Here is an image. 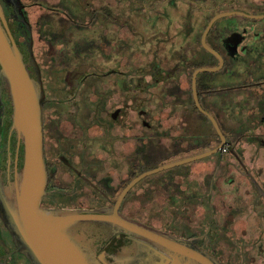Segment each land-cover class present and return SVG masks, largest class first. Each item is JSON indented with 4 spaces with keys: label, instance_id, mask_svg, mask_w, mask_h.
<instances>
[{
    "label": "flooded vegetation",
    "instance_id": "af4514ba",
    "mask_svg": "<svg viewBox=\"0 0 264 264\" xmlns=\"http://www.w3.org/2000/svg\"><path fill=\"white\" fill-rule=\"evenodd\" d=\"M0 5L42 92V207L116 208L223 264H264V0ZM12 116L0 72V181L13 192L24 143ZM83 229L96 256L143 239L102 222ZM16 247L0 215V264H31Z\"/></svg>",
    "mask_w": 264,
    "mask_h": 264
},
{
    "label": "water",
    "instance_id": "95a60500",
    "mask_svg": "<svg viewBox=\"0 0 264 264\" xmlns=\"http://www.w3.org/2000/svg\"><path fill=\"white\" fill-rule=\"evenodd\" d=\"M0 72L13 104L12 122L24 143V159L14 191L0 181V215L20 250L31 264H223L189 241L127 218L115 209H78L55 212L40 205L45 193L46 164L43 149V98L21 51L10 35L0 5ZM195 74H193V85ZM219 130L214 118L202 110ZM1 128V121H0ZM224 139L223 136H221ZM216 150L165 164L159 168L204 156ZM150 172V171H149ZM144 174V173H143ZM142 176V175H141ZM140 176V177H141ZM139 178V177H138ZM104 223L154 243L133 239L119 249L112 240L96 256L89 246L84 225ZM81 224V231L77 225ZM160 247V249H159Z\"/></svg>",
    "mask_w": 264,
    "mask_h": 264
},
{
    "label": "rangeland",
    "instance_id": "374dc122",
    "mask_svg": "<svg viewBox=\"0 0 264 264\" xmlns=\"http://www.w3.org/2000/svg\"><path fill=\"white\" fill-rule=\"evenodd\" d=\"M169 172V173H168ZM173 167L172 168H168V169H165V170H162L160 171V179H163L165 177H169L171 176V174L173 173ZM161 173H165V174H161ZM152 179V175H148L144 178V180H142L143 182H140L137 186V189H139V187L142 186V184H145L149 181H151ZM174 198L171 199V203L173 202ZM158 209L159 210H164V209H167V205L163 204V203H158ZM171 211V209H169Z\"/></svg>",
    "mask_w": 264,
    "mask_h": 264
}]
</instances>
